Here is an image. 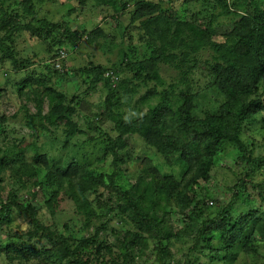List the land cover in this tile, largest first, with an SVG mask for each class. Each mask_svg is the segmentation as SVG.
<instances>
[{
    "label": "trees",
    "instance_id": "16d2710c",
    "mask_svg": "<svg viewBox=\"0 0 264 264\" xmlns=\"http://www.w3.org/2000/svg\"><path fill=\"white\" fill-rule=\"evenodd\" d=\"M47 1L54 0H0V63L10 61L13 71L35 65V59L20 57L18 42H27V36L44 41L51 54L43 66L46 74L34 69L17 85L19 109L24 110L32 140L22 138L12 148H0V170L12 167L30 192L25 200L14 192L5 202L0 188V229L2 220L12 219L15 211L28 218L29 225L26 231L8 234L5 246L0 244L8 264H138V255L151 242L155 261L169 264L175 256L174 239L184 232L173 221V206L195 226L192 251L207 252L213 261L222 258L223 264H234L242 254L264 264L258 262L264 213L244 206L251 197L242 199L240 191L249 189L247 180L264 167V155L257 153L264 141V0H202L203 8H185V16L178 0H100L118 22L128 16L127 30H139L145 54L129 58L122 46L133 43L130 37L120 42V57L110 69L89 61L76 75L73 66L82 45H100L107 32L101 26L76 29L72 20L39 18ZM75 1L83 9L89 2ZM164 68L173 71L169 78ZM65 76H81L86 94L102 83L108 91L105 115L116 135L101 131L99 138L105 143L104 156L112 160L111 174H90L92 158L82 164L69 157L60 165L42 152L40 137L52 127L70 139L82 132L75 118L80 95L67 103L65 91L53 84L54 77ZM6 91L0 88V99ZM28 102L34 103L35 112H29ZM6 120V114L0 115V124ZM136 138L148 154L136 157L143 163L138 179H149L137 197L132 187L125 189L118 181L122 165L135 159L131 149L139 142ZM226 144L240 151L239 160L248 167L246 179L230 187L229 203L210 211L212 196L206 193L199 199L197 189L211 181L216 157ZM251 187L264 202V186ZM90 193L97 196L90 199ZM62 195L84 216L85 235L68 222L60 232L39 218L34 200L53 210ZM238 202L244 203L241 211L235 208ZM114 217L124 222L123 230L115 227ZM127 221L132 227H125ZM108 230L119 235L116 243L102 238Z\"/></svg>",
    "mask_w": 264,
    "mask_h": 264
},
{
    "label": "rangeland",
    "instance_id": "374dc122",
    "mask_svg": "<svg viewBox=\"0 0 264 264\" xmlns=\"http://www.w3.org/2000/svg\"><path fill=\"white\" fill-rule=\"evenodd\" d=\"M177 4L180 5L179 12L180 14H183V16H185L187 12L185 8H188L189 12H191V9L203 8L202 0L197 3L194 1L186 3L184 0H178ZM77 6L78 3L75 0L47 1L38 13L39 18L46 17L52 21H64V19L67 21L72 20L71 25L76 29H93L101 26L106 30L107 37L101 39L100 45H82L79 54L76 55L75 58L73 74L76 75V73H79L83 65H89V61L104 65V67L110 69L120 57V42L123 40H129L130 37H132L133 43L130 42L125 44V46H122V48H125L129 53V58L136 60L141 59L144 56V45L139 41V30H134L133 28L127 30V25L129 24L128 16L121 21V24V22H118L112 16L114 11L110 7L103 5L100 0H89L85 9ZM71 8H74V12H71L70 14L68 12ZM28 34L29 33H26V35ZM132 34L133 36H131ZM123 36L125 37L122 38ZM27 37V42L21 43V40L19 39L18 48L19 51L22 52L20 57L26 56L35 59V65L29 70L13 71L12 63L10 61L0 63V88L4 87L7 89L5 93L3 92L4 95L0 99V115H7L6 122L0 124V148L2 151L12 148L18 145V143L20 144L22 138L32 140L29 136L31 130L24 124V110L19 109L20 100L17 85L27 78L28 74L34 69L37 72L42 71L46 74V68L43 66L49 64V59L51 58V54L48 52V46L46 43H44V45L42 44L44 41H40L38 37ZM115 44H117V46H115ZM71 59H74L73 53L71 54ZM165 69L166 68L163 69V75L169 78V74H173V71L167 72ZM75 82L80 85L78 91L75 90L78 87L77 85H74ZM53 84L65 91L67 94V103H70L74 94L80 95V105L77 106L78 109L75 118L82 132L70 139L61 128L52 127L51 131L49 130L47 134L43 133L40 137V141L43 144L42 152L47 153L51 159H55L60 165L65 164L69 157L77 158L82 164H88L92 158L93 163L89 164V167H91L92 170L90 174H111L114 170L112 160L111 158H106V156H104L106 152L105 143L102 138H99L101 131H105L112 136L116 135L113 123L105 115V100L108 94L107 89L104 88L102 83L97 88V91L89 90L86 94L85 90H87L88 86L83 83V78L81 76H76V78L65 76L62 79L54 77ZM24 101H26L25 98ZM27 105L29 112L36 111L33 102H28ZM48 108V104H46L45 112H47ZM210 108L212 110L216 109L214 106H211ZM15 113L18 114L17 118H13ZM93 138L95 139L94 141H92ZM136 140L139 141V138H136L135 141ZM140 142L141 141L136 143L137 146L131 149L135 159L122 165L121 174L118 178L119 183H121L125 189L133 188V195L135 197L143 194L146 182L149 180L138 179L141 170L140 168H143V163L137 160L136 157L139 155H148L142 151L143 145ZM261 143L262 147L257 149V153H262V155H264V141ZM225 147L224 151L219 153L216 157L215 165L211 170V181L202 184L204 187L197 189V193L200 195L199 199H203V195L206 193L209 196H212L208 201L214 202L213 205L210 203V211H216L220 206L229 203L233 196L230 187L240 180H243V178L246 179L245 175L248 167L244 162L239 160V157L241 156L240 151L238 148H233L228 144H226ZM54 169L57 170L58 168L54 167ZM247 181L249 189L245 190L242 188L240 190L241 197L243 199L245 196H250L251 201H245V204L238 202L235 208L238 207V210L241 211L242 209L240 206L244 204V206L250 208H261L262 213H264V202L260 199L259 191L251 187L252 183L264 186V167L261 171L255 172ZM0 188L1 196L5 202L10 200L11 195L14 192L20 195L23 200H25L26 197H30L29 190L21 186V183L15 176L14 170L10 166L6 167L4 170H0ZM96 196V193H90L88 197L94 199ZM38 201L42 202V200L39 199ZM38 201L34 200V204L39 209V218L42 222L50 224L60 232L64 231V224L68 222L74 228L80 230V235L86 234L87 231L83 230L82 227L85 223V218L84 216L76 214L75 205L71 199L62 195L59 199L60 205L57 209L55 208L53 210L48 206H42V203ZM170 211H172V218L176 227L184 229V232L179 239H174L173 251L175 256L171 261H168V263L184 264L187 260H191L192 264H223L222 258L219 261H213L211 260L210 254L207 252L192 251V246L195 242L194 237L196 235L195 226L190 223L188 224V221L184 220L183 215L179 212L176 206L170 207ZM0 217H2L1 205ZM11 217L12 219L6 217L2 220L3 230L0 229V244L4 246L5 244L2 241L8 242L10 240L7 237L8 234L20 232L21 230L26 231L29 226L28 218L19 215L18 212H13ZM113 222L115 223L116 228L124 229V222L122 223L119 218L114 217ZM125 227H132L131 222L127 221ZM5 231L9 232L7 233ZM93 231L94 229L91 228V233ZM118 237L119 235L113 234L111 230L102 234V238L110 240L111 243H116ZM259 252L262 253V257L259 258L258 262L264 263V246L259 247ZM221 257H223V255ZM8 263L9 260L6 253L0 252V264ZM137 263L159 264V262L155 261L154 243L151 242L148 249L138 255ZM254 263L255 262L251 257L242 254L234 264ZM21 264L37 263L21 262Z\"/></svg>",
    "mask_w": 264,
    "mask_h": 264
}]
</instances>
